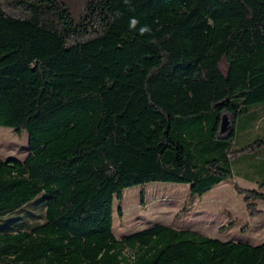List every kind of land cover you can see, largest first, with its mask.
<instances>
[{
	"label": "trees",
	"instance_id": "obj_1",
	"mask_svg": "<svg viewBox=\"0 0 264 264\" xmlns=\"http://www.w3.org/2000/svg\"><path fill=\"white\" fill-rule=\"evenodd\" d=\"M253 103L264 0H0V127L27 132L30 149L0 157V219L34 200L44 211L0 224V264H264V241L113 230L129 187L185 183L195 199L234 180L233 157L264 145L234 146ZM254 182L234 187L257 218Z\"/></svg>",
	"mask_w": 264,
	"mask_h": 264
},
{
	"label": "rangeland",
	"instance_id": "obj_2",
	"mask_svg": "<svg viewBox=\"0 0 264 264\" xmlns=\"http://www.w3.org/2000/svg\"><path fill=\"white\" fill-rule=\"evenodd\" d=\"M250 112L240 115L236 126L235 148L241 149L259 138H264V103L244 106ZM30 153L29 135L17 133L13 128L0 127V157L24 160ZM264 145L256 151L238 152L233 157L232 167L235 178L221 183L203 197L193 199L190 185L185 183L152 182L125 189L121 201L114 203L113 230L122 238L147 227L165 224L178 229H195L211 237L259 244L264 241V214L257 218L249 216L242 196L234 184L253 189L254 181L261 179L260 169L264 162ZM144 192V197L141 193ZM39 195L38 197H40ZM40 201V200H39ZM34 200L21 210L0 219V224L12 219L10 226H19L23 218L28 223L43 221V207ZM121 207L123 214H118ZM264 210V201H258ZM29 212V213H27ZM238 221V224L232 225ZM246 228L245 231L242 229Z\"/></svg>",
	"mask_w": 264,
	"mask_h": 264
},
{
	"label": "clouds",
	"instance_id": "obj_3",
	"mask_svg": "<svg viewBox=\"0 0 264 264\" xmlns=\"http://www.w3.org/2000/svg\"><path fill=\"white\" fill-rule=\"evenodd\" d=\"M136 24H137V21L135 19H133L131 21V27H135ZM139 31H140L141 34H143L145 32H148L149 31V28L147 26H144V27H141Z\"/></svg>",
	"mask_w": 264,
	"mask_h": 264
},
{
	"label": "water",
	"instance_id": "obj_4",
	"mask_svg": "<svg viewBox=\"0 0 264 264\" xmlns=\"http://www.w3.org/2000/svg\"><path fill=\"white\" fill-rule=\"evenodd\" d=\"M229 123L228 119L226 116L223 117V127L225 128L227 124Z\"/></svg>",
	"mask_w": 264,
	"mask_h": 264
}]
</instances>
